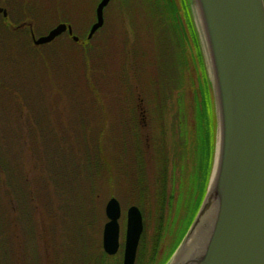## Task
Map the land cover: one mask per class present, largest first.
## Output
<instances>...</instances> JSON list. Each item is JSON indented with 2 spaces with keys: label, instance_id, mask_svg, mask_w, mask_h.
Listing matches in <instances>:
<instances>
[{
  "label": "rangeland",
  "instance_id": "1",
  "mask_svg": "<svg viewBox=\"0 0 264 264\" xmlns=\"http://www.w3.org/2000/svg\"><path fill=\"white\" fill-rule=\"evenodd\" d=\"M100 1L0 0L9 14L0 16V264H122L132 205L144 221L136 264H158L195 189L200 106L210 101L211 183L219 110L197 1L111 0L89 40ZM60 23L79 41L63 34L34 45L32 33ZM113 197L122 208L120 249L105 256ZM161 215L167 228L152 260Z\"/></svg>",
  "mask_w": 264,
  "mask_h": 264
},
{
  "label": "water",
  "instance_id": "2",
  "mask_svg": "<svg viewBox=\"0 0 264 264\" xmlns=\"http://www.w3.org/2000/svg\"><path fill=\"white\" fill-rule=\"evenodd\" d=\"M196 1L213 66L221 140L215 188L211 192L209 185L179 253L212 205L218 209L204 254L196 258L195 250L186 248L179 264H264V0ZM110 2L97 5L89 40L104 26ZM0 14L8 16L1 6ZM64 33L79 41L70 24L60 23L38 38L32 33L33 43L47 45ZM105 213L103 250L114 256L120 249L122 215L117 198L108 201ZM143 232L142 211L132 205L123 264H135Z\"/></svg>",
  "mask_w": 264,
  "mask_h": 264
},
{
  "label": "trees",
  "instance_id": "3",
  "mask_svg": "<svg viewBox=\"0 0 264 264\" xmlns=\"http://www.w3.org/2000/svg\"><path fill=\"white\" fill-rule=\"evenodd\" d=\"M28 32H29V37H30L31 36L30 30ZM65 34H68V33H65ZM211 102L212 101L209 102L210 105H211ZM210 105L208 108L205 104L204 106L201 105L202 107L200 106L201 108L200 113L203 112L202 115L204 116L205 120L203 123V127L202 125L200 126V129L198 131V136H197V151H198L197 171L195 172V176H192L193 181L191 182V185L194 184L195 189L192 188V192L187 198V206H186L187 211L185 213V217L183 218V222L180 228L176 229L175 231L176 238L174 240V244L173 246L170 247V249L167 252L164 253L162 260L157 261L159 262L158 264H166L169 258L171 257V255L173 254V252L180 245L182 239L184 238L190 226L194 222V219L206 195V191H207L210 176H211L212 166H213V156L215 152V121H214V115L212 113L213 109ZM40 133H38V136L41 139ZM132 136H134V138L132 139L131 143H133L132 146L135 147L134 150H135L136 156L139 161L141 160V157H142L140 137L135 132L133 133ZM46 139H47V135H46ZM43 141L45 142V137ZM54 152L55 150L53 151V153L50 154V158H53L55 156ZM139 168H141V165H139ZM196 181L197 183H195ZM173 200L174 198H171V201H169L168 203L169 206L173 204ZM165 205H166V199H165ZM174 223H175V217H174ZM165 228H167V223L163 221V216L161 215V226L158 228L157 235L155 236V243H154V249H153L154 256H152L151 258L152 260H154L158 255V250H159L158 246H159L162 236L164 235ZM105 256L107 255L105 254ZM137 259H138V255H137Z\"/></svg>",
  "mask_w": 264,
  "mask_h": 264
},
{
  "label": "bare ground",
  "instance_id": "4",
  "mask_svg": "<svg viewBox=\"0 0 264 264\" xmlns=\"http://www.w3.org/2000/svg\"><path fill=\"white\" fill-rule=\"evenodd\" d=\"M199 9H200L199 6L196 5L197 21H198L199 27L201 29L203 41L205 42L204 44L206 45L205 48H206L208 58L210 59V53L208 50V45L206 42V37L204 34V29H203V22H202V18H201V14H200ZM220 140H221V133H220V128H219L218 134H217L214 171H213L212 181L210 184V191L211 192H213L215 185H216V181H217V175H218V169H219L218 161H219V153H220ZM217 209H218L217 204H213L212 207L210 208V210L208 211V213L204 216L201 224L197 227V229L190 236V239L186 243L185 248L182 251H180V253H178L176 255L175 259L173 260V264H179L180 263L181 258L184 257L186 248H187V250H189V253L190 252L193 253L192 249H194L196 258L198 256H202L204 254L206 247H207V244H208V241H209L210 236H211V232L213 230L214 222H215V219L217 216ZM191 264H193V263H191Z\"/></svg>",
  "mask_w": 264,
  "mask_h": 264
},
{
  "label": "flooded vegetation",
  "instance_id": "5",
  "mask_svg": "<svg viewBox=\"0 0 264 264\" xmlns=\"http://www.w3.org/2000/svg\"><path fill=\"white\" fill-rule=\"evenodd\" d=\"M8 12V11H7ZM0 16H2L3 18H8L9 14L7 17H5L3 14H0ZM143 236V235H142ZM142 240V239H141ZM141 243V242H140Z\"/></svg>",
  "mask_w": 264,
  "mask_h": 264
}]
</instances>
